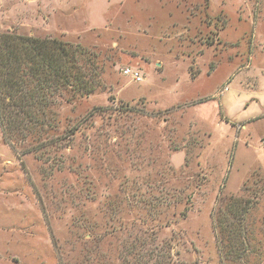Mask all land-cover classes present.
I'll use <instances>...</instances> for the list:
<instances>
[{
  "label": "rangeland",
  "instance_id": "374dc122",
  "mask_svg": "<svg viewBox=\"0 0 264 264\" xmlns=\"http://www.w3.org/2000/svg\"><path fill=\"white\" fill-rule=\"evenodd\" d=\"M2 34L79 45L99 78L43 145L0 124V264H264V0H0Z\"/></svg>",
  "mask_w": 264,
  "mask_h": 264
},
{
  "label": "trees",
  "instance_id": "16d2710c",
  "mask_svg": "<svg viewBox=\"0 0 264 264\" xmlns=\"http://www.w3.org/2000/svg\"><path fill=\"white\" fill-rule=\"evenodd\" d=\"M96 57L79 45L57 39L0 35V124L5 126V140L36 138L43 145L41 136L57 127L51 117L57 98L67 94L70 102L96 90L99 72L88 65ZM220 203L213 225L221 253L231 255L235 249L240 256L243 250L236 243L242 238V217L248 207L236 198Z\"/></svg>",
  "mask_w": 264,
  "mask_h": 264
},
{
  "label": "built area",
  "instance_id": "2783aa9c",
  "mask_svg": "<svg viewBox=\"0 0 264 264\" xmlns=\"http://www.w3.org/2000/svg\"><path fill=\"white\" fill-rule=\"evenodd\" d=\"M122 74L125 77L130 78L132 82H136V83H140L143 79L141 72L138 69L131 67H125L124 69H122ZM261 144L264 147V141H262Z\"/></svg>",
  "mask_w": 264,
  "mask_h": 264
}]
</instances>
